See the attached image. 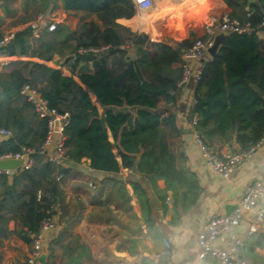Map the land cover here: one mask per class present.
Returning <instances> with one entry per match:
<instances>
[{
  "label": "trees",
  "instance_id": "obj_1",
  "mask_svg": "<svg viewBox=\"0 0 264 264\" xmlns=\"http://www.w3.org/2000/svg\"><path fill=\"white\" fill-rule=\"evenodd\" d=\"M62 1L67 9L96 13L105 24L135 13L130 0ZM191 2L195 9H184L156 23L151 31L136 34L132 39L136 57H125L122 36L109 25L101 31L92 22L79 35L74 33L70 37L62 27L51 31L44 41L50 40L52 47H46L40 56L48 59L52 50L57 49L68 54L74 65L92 60L94 70L82 71L81 83L37 61H14L11 70L0 71V126L14 133L13 137L0 139V155L26 147L33 150L34 158L32 166L22 168L10 183L7 173H0V184L6 188L0 211L12 209L10 201L16 204L20 201L14 211L22 228H26L22 232L28 240L29 233L54 214L55 204L63 199L58 176L67 175L72 167L50 161L40 151L47 118L39 116L22 92L24 84L36 87L49 107L68 114L64 128L67 160L80 163L87 157L93 170L115 183L104 204L115 203L132 216L131 195L120 176L123 168L138 172L149 183V189H145L132 181L147 224L154 222L150 190L162 201L172 191L175 204L179 202L184 210L197 202L201 185L196 175L187 170L182 130L176 113L167 107L176 98L182 74V67L177 64L182 62L185 49L196 38L205 37V21L200 13L205 16L212 0ZM208 12L219 15L228 12L250 26L247 32H230L225 36L218 54L205 63L202 79L195 87L194 110L199 117L196 128L207 137L213 151L222 156V148L232 140L240 150H247L264 137V48L256 34L264 13V0H215V6ZM31 34V27L15 33L0 47V52L28 53ZM180 36L183 40L179 42ZM58 40L63 48L58 47ZM102 44L114 46L120 53L112 65L104 54L97 55L90 49L79 52L80 47ZM24 180L27 189L18 192L15 188ZM7 220L0 214V227ZM63 236L64 231L51 245L44 264H57L54 246L61 243ZM249 243L251 250L264 249V231H258Z\"/></svg>",
  "mask_w": 264,
  "mask_h": 264
},
{
  "label": "crops",
  "instance_id": "obj_2",
  "mask_svg": "<svg viewBox=\"0 0 264 264\" xmlns=\"http://www.w3.org/2000/svg\"><path fill=\"white\" fill-rule=\"evenodd\" d=\"M130 1L135 7L133 16L117 18L105 24L94 12L65 8L62 0H0V37L4 38L6 35L30 27L41 17L55 21L57 29L62 27L67 37L74 33L79 35L93 22L100 26L101 31L108 25L114 27L122 36L121 48L125 49V57H136L135 47L129 44L136 34L151 31L156 23L184 9H195L191 0H155L153 6L145 10L138 7L139 0ZM177 3L180 4L179 7L165 12ZM214 6L215 0H212L205 10V16L200 13L205 26L211 16L219 15L209 14V9ZM160 11L165 13L155 17V13ZM50 32L45 27L36 33L32 31L28 37L30 44L28 53L6 55L0 52V71L11 70L13 68L11 63L14 61H37L59 69L64 75L72 76L81 83L79 74L82 71H93V61L82 60L74 65L73 60L68 59V54H62L57 49L52 50L50 58L41 57V51L48 46L52 47L50 40L44 41V37ZM256 34L264 48V28H258ZM67 41L71 43L72 39L68 38ZM58 47L63 48L60 42ZM83 49H99L93 51L97 55L104 54L110 65L120 56L114 46L104 44L89 48L80 47L79 52L82 53ZM33 50H36L35 53ZM211 58L208 54L205 62ZM193 64L196 65V62ZM177 65L180 66L181 62ZM196 84L195 81H191L187 87L178 90L175 101L168 103L167 107L176 113L177 122L182 130V149L187 156V170L196 175L201 185L197 202L184 210L179 202L175 204L172 191H169L166 199L162 201L154 191L150 190L149 195L155 208L154 222L147 224L132 187L134 181L149 189L147 180L138 172L126 168L121 170L120 176L131 195V216L115 203H103L110 190L115 189V183L110 179H104L105 174L93 170L90 167V160L84 157L80 163L75 162L71 165L72 169L67 175L61 173V178H58L63 199L54 206L57 228L46 237L44 244V249H50L64 231L61 243L54 246L57 264H220L217 258H199L198 235L212 217L232 213L249 184H264V137L255 151L238 166L231 177L223 178L216 174L202 157L188 120ZM91 96L99 112H102V107L96 102L95 96L93 94ZM110 138L113 139L111 135ZM239 150V145L232 140L222 148L221 153L222 156H226L235 154ZM20 170L22 167L7 173L9 183ZM89 182H93L95 186H90ZM26 184L27 181L24 180L15 189L21 192L27 189ZM160 186H164L162 182ZM5 189V186L0 184V205L5 197ZM74 200L78 201L75 211L72 208ZM10 202L14 205L12 209L8 207L0 211L1 215L8 218L4 226L0 227V264H24L31 250V240L23 236L22 230L26 228H22V223L14 211L20 201H17V204ZM102 211H106L108 216H101ZM252 216L253 213H248L241 226L231 233L241 237L248 228ZM258 231H264V219ZM251 237L245 240L244 255L252 264H264V249L249 248ZM165 240L171 242L173 253L159 256L165 248ZM49 254L50 251L47 259Z\"/></svg>",
  "mask_w": 264,
  "mask_h": 264
},
{
  "label": "built area",
  "instance_id": "obj_3",
  "mask_svg": "<svg viewBox=\"0 0 264 264\" xmlns=\"http://www.w3.org/2000/svg\"><path fill=\"white\" fill-rule=\"evenodd\" d=\"M155 0H139L138 7L140 9L151 8ZM33 33L38 32L42 28H47L49 31L57 29V23L50 21L47 18L41 17L36 22L30 25ZM222 31L230 32H247L250 30L249 25H243L241 21L233 17L228 12L222 15H213L205 26V37L196 38L192 44L185 49L183 60L181 62L182 74L177 82L178 90L184 89L191 81L195 83L202 79L205 58L208 55V48L212 44L215 28ZM259 28H264V13L258 25ZM14 34L6 35L0 40V46H4L13 38ZM183 40L180 37L179 42ZM130 46H133L132 40L129 41ZM99 51V49H91ZM85 51V49H83ZM196 62V65L193 64ZM22 92L27 99L32 103L35 111L40 117L47 118L46 135L41 145L40 151L46 154L50 161L63 165L67 163L64 132L67 123V113H61L55 108L48 105L47 100L42 96L41 92L30 84H24ZM197 99L195 96L191 99V105L188 112V120L192 126V133L196 141L202 157L211 166L212 170L223 178H229L238 168V166L255 151L260 144L255 143L247 150H239L232 155L220 156L210 147L207 137L197 128L199 120L197 112L194 110ZM13 131L9 128L0 126V139L13 137ZM33 150L23 147L21 151L16 153H7L0 155V159L13 158L22 159V168L28 169L32 166L34 158ZM126 170H129L126 168ZM12 170H1L0 173H9ZM61 174L58 178H61ZM90 186H95L93 182H89ZM38 198H42V192H38ZM55 209V208H54ZM248 213H253L248 228L240 237L232 234L236 228L241 226ZM264 219V184L255 183L249 184L244 191L242 197L237 203V207L230 214H221L212 217L207 221L202 231L198 235L199 258L207 257L217 258L220 264H252L244 255V243L249 237L254 235ZM57 228V221L53 215H49L42 220L39 227L29 233L31 240V250L24 264H41L39 256L44 249L46 237ZM228 233V235H226ZM173 253V246L169 240H165V248L159 253V256H168Z\"/></svg>",
  "mask_w": 264,
  "mask_h": 264
},
{
  "label": "water",
  "instance_id": "obj_4",
  "mask_svg": "<svg viewBox=\"0 0 264 264\" xmlns=\"http://www.w3.org/2000/svg\"><path fill=\"white\" fill-rule=\"evenodd\" d=\"M229 33L230 31H222L218 27L215 28V33L213 36L212 44L208 48V54L211 57H215L218 54V52L220 51L222 47V42L225 36L228 35ZM67 162L69 165L75 164V162L71 160H68ZM22 164H23L22 159H13V158L0 159V169L1 170H14L18 167H21ZM48 253H49L48 248L43 249V251L41 252V255L39 256V259L41 262L45 263L48 260L47 259Z\"/></svg>",
  "mask_w": 264,
  "mask_h": 264
},
{
  "label": "bare ground",
  "instance_id": "obj_5",
  "mask_svg": "<svg viewBox=\"0 0 264 264\" xmlns=\"http://www.w3.org/2000/svg\"><path fill=\"white\" fill-rule=\"evenodd\" d=\"M180 6V4H175V5H173L172 7H168L169 9L167 10V11H165V12H170L169 10H172V9H175V8H177V7H179ZM165 12H163V13H165ZM163 13H161V11L159 12V13H155V17H157V16H162V14Z\"/></svg>",
  "mask_w": 264,
  "mask_h": 264
},
{
  "label": "rangeland",
  "instance_id": "obj_6",
  "mask_svg": "<svg viewBox=\"0 0 264 264\" xmlns=\"http://www.w3.org/2000/svg\"><path fill=\"white\" fill-rule=\"evenodd\" d=\"M81 193V192H80ZM85 195V194H84ZM92 196H94V194L92 195ZM77 203H78V201H76V200H74V203H73V206H72V208H74V211H75V208L77 207ZM79 206V205H78ZM69 210V209H68ZM101 216H103V217H106V216H108V213L106 212V211H102L101 212Z\"/></svg>",
  "mask_w": 264,
  "mask_h": 264
}]
</instances>
